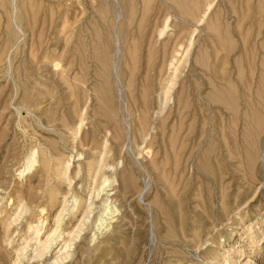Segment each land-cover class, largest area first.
<instances>
[{
    "label": "rangeland",
    "instance_id": "rangeland-1",
    "mask_svg": "<svg viewBox=\"0 0 264 264\" xmlns=\"http://www.w3.org/2000/svg\"><path fill=\"white\" fill-rule=\"evenodd\" d=\"M0 264H264V0H0Z\"/></svg>",
    "mask_w": 264,
    "mask_h": 264
},
{
    "label": "bare ground",
    "instance_id": "bare-ground-1",
    "mask_svg": "<svg viewBox=\"0 0 264 264\" xmlns=\"http://www.w3.org/2000/svg\"><path fill=\"white\" fill-rule=\"evenodd\" d=\"M102 220V219H101ZM60 221V220H59ZM104 221V220H103ZM47 248V246L45 247V249ZM38 256H40V255H38ZM56 261L57 260H59L60 262H62L63 260H62V258L61 257H57V259H55Z\"/></svg>",
    "mask_w": 264,
    "mask_h": 264
}]
</instances>
